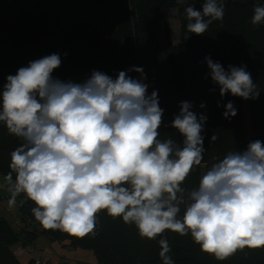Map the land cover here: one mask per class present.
I'll return each mask as SVG.
<instances>
[{
  "label": "clouds",
  "instance_id": "obj_1",
  "mask_svg": "<svg viewBox=\"0 0 264 264\" xmlns=\"http://www.w3.org/2000/svg\"><path fill=\"white\" fill-rule=\"evenodd\" d=\"M224 12V0H203L200 10L188 6L187 31L203 35ZM251 23L264 24V3L254 5ZM205 60L222 97H259L245 66L225 70ZM61 62L55 53L31 61L8 75L0 91V123L22 141L10 153L5 177L10 206L24 194L44 229L76 237L95 236L98 214L106 211L134 225L141 238L160 236L163 264H175L165 230L190 234L201 251L220 261L238 250L264 248V142L229 151L201 175L197 187L186 189L183 183L206 151L207 117L184 101L170 125L182 143L162 139L164 110L158 93L148 94L142 68L120 71L115 79L93 71L75 83L52 76ZM131 71L140 77L129 76ZM225 108V118L236 115L232 102Z\"/></svg>",
  "mask_w": 264,
  "mask_h": 264
},
{
  "label": "trees",
  "instance_id": "obj_2",
  "mask_svg": "<svg viewBox=\"0 0 264 264\" xmlns=\"http://www.w3.org/2000/svg\"><path fill=\"white\" fill-rule=\"evenodd\" d=\"M203 0H0V91L8 75H15L29 62L59 54L61 65L52 76L81 83L93 71L115 79L120 71L142 68L148 94L158 93L164 110L161 138L183 137L171 122L187 101L191 111L207 117L204 124L203 161L183 183L198 186L201 175L229 151H244L249 142H264V24L253 26L256 3L264 0H224V18L214 21L203 35L187 31L185 9H201ZM176 8L180 39L175 41L170 10ZM108 11L106 17L105 12ZM66 54V55H65ZM228 66H245L259 88V97L243 99L231 93L220 95L219 85L209 75L205 58ZM133 78L140 73L128 72ZM232 102L236 115L225 118V105ZM201 104L205 106L200 107ZM249 112L252 132L247 128ZM217 135L215 142L211 141ZM22 141L0 123V172L10 171V153ZM15 179V174H13ZM5 198H10V195ZM19 226L0 217V264H22L13 246L34 244L43 237L71 249L92 251L98 264H163L156 239L141 238L134 225L98 214L95 236L76 237L60 230L44 229L34 218L35 204L24 194L16 198ZM183 214V208L181 215ZM175 264H264V248L238 250L220 261L201 251L191 235L165 230ZM28 264H37L31 259Z\"/></svg>",
  "mask_w": 264,
  "mask_h": 264
},
{
  "label": "crops",
  "instance_id": "obj_3",
  "mask_svg": "<svg viewBox=\"0 0 264 264\" xmlns=\"http://www.w3.org/2000/svg\"><path fill=\"white\" fill-rule=\"evenodd\" d=\"M13 225L18 227L19 219ZM13 251L22 264H28L36 257L42 258V264H98L92 251L71 249L58 243H50L43 237L30 246L18 243L13 246Z\"/></svg>",
  "mask_w": 264,
  "mask_h": 264
},
{
  "label": "rangeland",
  "instance_id": "obj_4",
  "mask_svg": "<svg viewBox=\"0 0 264 264\" xmlns=\"http://www.w3.org/2000/svg\"><path fill=\"white\" fill-rule=\"evenodd\" d=\"M108 13H109L108 11L105 12L106 17L108 16ZM170 24H171V30L174 40L179 41L180 24H179V17L176 8L170 10ZM245 118L247 121V128L249 131L252 132L253 130L251 127L250 116L248 111L245 112ZM5 177L6 175L0 172V196L2 197V199L0 200V217H5L13 224H16V222L19 219V207L17 202L15 203L14 206H10L8 203L10 198H5L9 194L8 183L5 180ZM39 242H41V240Z\"/></svg>",
  "mask_w": 264,
  "mask_h": 264
},
{
  "label": "built area",
  "instance_id": "obj_5",
  "mask_svg": "<svg viewBox=\"0 0 264 264\" xmlns=\"http://www.w3.org/2000/svg\"><path fill=\"white\" fill-rule=\"evenodd\" d=\"M10 195V193L6 196V197H8ZM2 199V197L0 196V200ZM36 262H37V264H42V258L41 257H36Z\"/></svg>",
  "mask_w": 264,
  "mask_h": 264
}]
</instances>
